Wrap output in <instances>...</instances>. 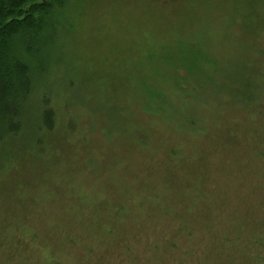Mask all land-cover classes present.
Listing matches in <instances>:
<instances>
[{"label":"rangeland","instance_id":"374dc122","mask_svg":"<svg viewBox=\"0 0 264 264\" xmlns=\"http://www.w3.org/2000/svg\"><path fill=\"white\" fill-rule=\"evenodd\" d=\"M46 21L0 150L9 264H264V0H71Z\"/></svg>","mask_w":264,"mask_h":264},{"label":"trees","instance_id":"16d2710c","mask_svg":"<svg viewBox=\"0 0 264 264\" xmlns=\"http://www.w3.org/2000/svg\"><path fill=\"white\" fill-rule=\"evenodd\" d=\"M68 2L71 0H0V150L23 133L24 107L33 89L28 57L44 59L46 19ZM39 109V131L52 132L57 118L46 94L40 97ZM12 251L7 255L0 245L2 264L16 261V251ZM50 258L49 264H62L54 252Z\"/></svg>","mask_w":264,"mask_h":264}]
</instances>
